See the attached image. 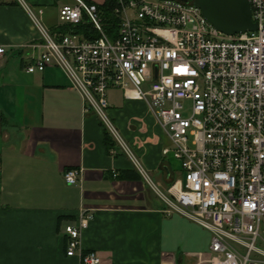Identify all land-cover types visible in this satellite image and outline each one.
<instances>
[{
	"label": "built area",
	"instance_id": "1",
	"mask_svg": "<svg viewBox=\"0 0 264 264\" xmlns=\"http://www.w3.org/2000/svg\"><path fill=\"white\" fill-rule=\"evenodd\" d=\"M249 1L258 28L236 34L217 29L193 0H115V36L105 29L96 2L60 6L62 24L86 19L94 38L53 33L42 22L43 10L25 4L40 34L31 46L43 47L27 71L62 68L84 111H93L112 132L166 213L182 214L210 232L208 264H264V0ZM5 52L0 45V59ZM111 88L145 101L169 139L162 154L179 167H171L166 192L113 124ZM64 180L79 184L81 169H66ZM92 218L84 210L76 224L65 225L67 253L80 264L101 263L82 245Z\"/></svg>",
	"mask_w": 264,
	"mask_h": 264
},
{
	"label": "crops",
	"instance_id": "2",
	"mask_svg": "<svg viewBox=\"0 0 264 264\" xmlns=\"http://www.w3.org/2000/svg\"><path fill=\"white\" fill-rule=\"evenodd\" d=\"M23 1L0 0V45L6 47L0 59V264H80L67 253L65 225L76 224L84 210L93 218L82 245L101 256L100 264H208L210 232L166 213L114 139L107 147L104 125L84 111L62 68L27 71L43 47L31 46L40 34L25 4L41 8L42 22L53 28L62 24L53 21L54 10L74 0ZM108 93L109 115L143 166L171 183L173 164L162 154L167 137L146 102L126 99L118 88ZM68 168L81 169L79 184L66 183Z\"/></svg>",
	"mask_w": 264,
	"mask_h": 264
},
{
	"label": "water",
	"instance_id": "3",
	"mask_svg": "<svg viewBox=\"0 0 264 264\" xmlns=\"http://www.w3.org/2000/svg\"><path fill=\"white\" fill-rule=\"evenodd\" d=\"M204 16L220 31L236 34L258 28L249 0H193Z\"/></svg>",
	"mask_w": 264,
	"mask_h": 264
},
{
	"label": "trees",
	"instance_id": "4",
	"mask_svg": "<svg viewBox=\"0 0 264 264\" xmlns=\"http://www.w3.org/2000/svg\"><path fill=\"white\" fill-rule=\"evenodd\" d=\"M115 4V0H105L104 3L99 4V10L102 12L103 15V25L109 35L115 36L118 30V19L113 14V6ZM53 33L57 34H65L68 32H73L77 34H81L86 38H94L97 36V33H95L93 25L89 23L86 19L83 21L77 23V24H60L57 27L51 28ZM104 140L107 145V147H111L114 145L113 138L111 137L110 133L106 128H104ZM1 141V138H0ZM1 164H2V157L0 153V170H1Z\"/></svg>",
	"mask_w": 264,
	"mask_h": 264
},
{
	"label": "rangeland",
	"instance_id": "5",
	"mask_svg": "<svg viewBox=\"0 0 264 264\" xmlns=\"http://www.w3.org/2000/svg\"><path fill=\"white\" fill-rule=\"evenodd\" d=\"M52 18L53 21H60L59 19V10H54V13L52 14ZM45 24V23H44ZM46 25V24H45ZM148 113H150L151 115V119L152 121H154V123L157 125L158 128H162L161 125L159 124V122L157 121V119L155 118V116L153 115L152 111L149 109V107L147 108ZM113 124L115 125V127L117 128V130L119 131L121 137L126 141V143L129 145V147L133 150V152L137 155V157L139 158L137 152L134 151L133 146L131 144V142L129 141V139L124 135L123 131L119 128V126L116 124V122L114 120H112ZM109 130V129H108ZM110 131V130H109ZM111 132V131H110ZM111 137L114 138V135L111 132ZM170 143L168 142V138H167V142L166 145H169ZM118 146V145H117ZM120 148V146H118ZM140 159V158H139ZM141 160V159H140ZM172 164L175 167V169L177 170V167H179V164L177 161L172 160ZM149 175L151 176V179L153 180V182L158 186V188L164 192L167 191L168 186L170 185V183H166L165 181H163L161 175H160V171H155V172H151L148 171ZM176 178L178 177H182V173H176ZM175 216H181L179 213L175 212L174 213Z\"/></svg>",
	"mask_w": 264,
	"mask_h": 264
}]
</instances>
